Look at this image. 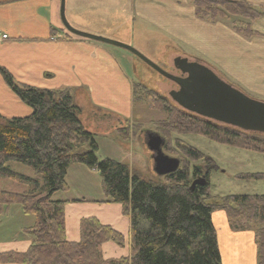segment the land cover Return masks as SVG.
<instances>
[{
    "label": "trees",
    "instance_id": "trees-1",
    "mask_svg": "<svg viewBox=\"0 0 264 264\" xmlns=\"http://www.w3.org/2000/svg\"><path fill=\"white\" fill-rule=\"evenodd\" d=\"M191 2L195 15L201 20L214 22L228 14L246 19L233 27L246 37L254 35L250 23L262 14L259 7L244 0ZM0 75L18 99L31 109L30 114L23 117L0 116V177L25 187L20 193L0 190V216L8 206L18 204L24 214L34 217L33 225L22 230L30 241L27 251L0 254V262L221 264L212 214L222 211L232 231L253 232L257 264H264V194H229L214 199L209 196L208 174L206 184L191 188L188 162L185 160L181 164L178 158V169L162 176L163 181L147 179L114 159H98L94 135L84 127L80 108L74 104L69 89H41L16 82L1 66ZM142 94L150 107L167 114L159 129L165 136L172 131L195 134L264 155V135L212 122L170 106L156 91L133 82L132 102H140ZM128 131V125L118 128L124 136ZM175 141L186 159L195 161L204 157L181 140ZM162 149H169L166 141ZM12 161L30 168L39 178L10 169L7 164ZM72 164H81L98 173L106 201L120 204L129 216L128 257L103 258L101 244L106 241L122 243L123 237L94 217L81 219L79 241L66 240L65 202L53 199V195L68 190L65 179ZM193 172L197 173L196 167ZM239 177L246 181L264 180V173H245Z\"/></svg>",
    "mask_w": 264,
    "mask_h": 264
},
{
    "label": "crops",
    "instance_id": "crops-1",
    "mask_svg": "<svg viewBox=\"0 0 264 264\" xmlns=\"http://www.w3.org/2000/svg\"><path fill=\"white\" fill-rule=\"evenodd\" d=\"M244 1L262 11L250 23L254 32L250 37L243 36L222 21L211 23L198 19L191 0H65L64 13L72 27L135 46L149 59L152 53H145L142 38L156 37L155 33L165 34L216 61V67L228 79L218 70L215 73L210 69L230 86L236 89L242 86L264 97V0ZM59 6L60 0H0V66L16 82L41 89H69L73 99V90L86 89L94 104L112 113L108 115L118 122L112 130L118 131L121 127L119 121L131 118L132 83L120 67L116 52L105 46L108 44L66 34ZM3 34L5 39L1 37ZM215 50L216 56L213 57ZM30 112L31 109L18 99L0 75V116L23 117ZM97 121L104 129L103 120ZM110 127L107 123L104 130ZM70 173L76 174L80 189L87 192V178L95 176L96 172L81 164L70 165L65 179L66 192L70 188ZM57 200L65 202L67 241H79L81 219L94 217L123 237L122 243L106 241L101 244L103 258L129 256V216L120 204L107 202L101 188L90 198L67 195ZM15 205L8 206L0 216V231L11 211H14L18 223L15 231L12 229L9 234L0 232V254L23 253L30 245L22 230L32 226L34 220L23 223L25 217L17 208H11ZM21 213L27 216L22 210ZM212 223L221 264H257L252 231H232L222 211L212 214ZM0 264L27 263L11 261Z\"/></svg>",
    "mask_w": 264,
    "mask_h": 264
},
{
    "label": "rangeland",
    "instance_id": "rangeland-1",
    "mask_svg": "<svg viewBox=\"0 0 264 264\" xmlns=\"http://www.w3.org/2000/svg\"><path fill=\"white\" fill-rule=\"evenodd\" d=\"M216 21H222L232 27H238L240 22H245L246 19L228 14L226 17L216 18L214 22ZM154 35L156 37L150 35L152 38H147L145 40L142 38V41L146 51L145 53H152L149 54L150 60L158 65L163 71L179 75L180 73L176 69L174 61L178 58H185L188 61L198 62L209 67V69L211 68L215 73L218 70L222 77L225 75L222 70L216 67V61L209 56L201 54V51L190 46L187 47V45L180 43L175 39H169V36L165 34L155 33ZM105 46L113 52H116L120 67L124 71L129 82L140 83L147 89L156 91L158 94L165 97L170 106L184 109L182 107L180 108V106L176 104L168 94L170 90L176 89V85L170 79L157 72L129 51L112 45ZM212 54L214 55L211 56H216V50ZM226 78L228 79L227 76ZM237 89L252 99L264 102V97L255 92L252 93L251 90H248L245 87L241 86ZM73 95L74 104L80 108L82 122L85 127L93 133L94 140L98 145L96 150V156L98 159L108 157L121 161L128 164L132 169L135 168V170L147 179L163 181L162 176H157L154 172V165L151 157L152 151L147 147L144 139L146 133L150 131L158 134L164 139V141H166L169 149H163L165 154L178 158L181 164L185 160L188 162L190 173L189 178L191 181L202 175L206 176V173L208 174L207 180L209 182L210 197L215 199L229 194H264V180L246 181L239 177L240 174L245 173H264V155L229 147L195 134H181L172 131L170 135L165 136L159 129L164 120L167 119V114L161 110L150 107L148 101L144 98V94L141 95L140 102L133 103L131 118L127 120L124 118V121L123 119L122 121H119V125L122 127L125 125H128L129 127L128 133L124 136L117 130H112L113 125L118 124V122H116L114 117L108 115L111 112H108L104 107L100 108L99 105L93 103L91 98H89L86 89L73 90ZM101 119L104 122V129L107 128V123L110 124L111 127L109 130H104L101 126H98L97 120L101 121ZM253 133L264 135V133ZM121 136L123 140L121 139ZM176 139L195 148L202 153L204 157L195 161L186 159L182 153L179 152L175 141ZM7 166L12 170L27 176L39 178L34 175L30 168L20 163L12 161L9 162ZM195 167L199 169L201 173H194L193 169ZM207 180L205 177V181ZM68 181H70L69 191L56 192L53 195V199H61V197L67 195L73 198H80L81 196L90 198L97 195V191L101 188V180L98 173H95V176L90 175L89 178H87V192H82L80 189L76 174L70 173ZM23 189H25L23 185L12 181L11 179L0 177L1 191L19 193ZM11 208H17L20 214L25 217L22 220L23 223L34 220L32 215L25 216L21 213L22 209L20 205L17 204L15 207ZM10 214L11 215H8L5 220L6 222L4 223L7 226L5 225L6 227L4 226L2 228V231H0L1 233L7 231L6 233L9 234L12 229L15 231V228L18 227L17 219L14 217V211H11ZM3 235H5V233Z\"/></svg>",
    "mask_w": 264,
    "mask_h": 264
},
{
    "label": "water",
    "instance_id": "water-1",
    "mask_svg": "<svg viewBox=\"0 0 264 264\" xmlns=\"http://www.w3.org/2000/svg\"><path fill=\"white\" fill-rule=\"evenodd\" d=\"M65 0H60L59 16L64 28L78 37L95 40L129 51L150 67L178 85L177 90L169 92V96L182 108L196 111L217 122L239 128L243 131L264 133V102L252 99L238 89L220 79L206 66L178 58L174 65L187 76H177L163 71L158 65L144 56L134 47L100 35L80 31L72 27L64 13ZM147 147L152 151L154 172L157 176H165L175 172L179 160L163 152V139L156 133L147 132ZM205 177L193 180L190 187L204 185Z\"/></svg>",
    "mask_w": 264,
    "mask_h": 264
},
{
    "label": "flooded vegetation",
    "instance_id": "flooded-vegetation-1",
    "mask_svg": "<svg viewBox=\"0 0 264 264\" xmlns=\"http://www.w3.org/2000/svg\"><path fill=\"white\" fill-rule=\"evenodd\" d=\"M176 67V66H175ZM176 69L179 71V75H177V76H187V74L186 73H184V74H182V72H180V70L176 67ZM175 85H176V89H172V90H177L178 89V85L174 82V81H172ZM172 90H170V91H172ZM169 91V92H170ZM169 94V93H168ZM173 100V99H172ZM175 102V101H174ZM176 103V102H175ZM177 104V103H176ZM183 110H185V111H188L189 113L191 112V114H194V115H197V116H200V117H203V118H206V119H209V120H211V121H214V122H216V120H214V119H210V118H208V117H206L205 115H202L201 113H199V112H196V111H192V110H188V109H183ZM197 172H199V173H201L200 172V170L199 169H197ZM198 174V173H197ZM206 177L205 175H202V176H200V177ZM200 177H197V179H199ZM196 180V179H195Z\"/></svg>",
    "mask_w": 264,
    "mask_h": 264
},
{
    "label": "built area",
    "instance_id": "built-area-1",
    "mask_svg": "<svg viewBox=\"0 0 264 264\" xmlns=\"http://www.w3.org/2000/svg\"><path fill=\"white\" fill-rule=\"evenodd\" d=\"M1 37H2V39H5V38H6V35H5V34H3Z\"/></svg>",
    "mask_w": 264,
    "mask_h": 264
}]
</instances>
